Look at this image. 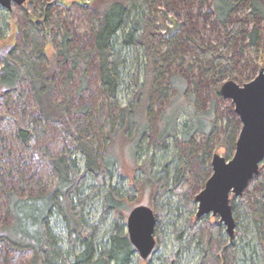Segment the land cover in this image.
Returning <instances> with one entry per match:
<instances>
[{"label": "rangeland", "instance_id": "rangeland-1", "mask_svg": "<svg viewBox=\"0 0 264 264\" xmlns=\"http://www.w3.org/2000/svg\"><path fill=\"white\" fill-rule=\"evenodd\" d=\"M109 1L26 0L22 5L14 3L11 9L0 4V69L6 54L14 47L19 46V49L28 53L33 50L34 46L26 40L24 32L33 25L38 26L44 33L41 43L46 60L42 68L51 67L55 72L54 99L65 103L71 109V118L90 126L92 135L100 136L102 143L106 133L103 125L108 118L117 116L118 109L115 105L111 107L101 87L93 25L101 18V11ZM151 7V21L160 33L152 38L151 50L160 57L163 66L154 86L157 89L153 94L152 114L148 119L145 118L149 130L147 139L142 142V150L138 156L134 157L133 146L124 139L125 133H119L111 143L109 151L107 149L118 162L112 178L103 169L107 184L118 185L123 194L131 185H136V182L140 184L145 181L140 192L136 189L131 192L134 194V201L128 207L127 220L135 206L143 204L152 207L157 217L156 229L159 228L160 233H156L155 229V237L157 244L162 245L159 249L155 247L154 253L147 260L137 251L135 264H162V257L167 258L173 254H177L180 264H202L203 258L209 254L205 257V264H244V258L248 261L246 264H251L253 260H257L254 252L259 246V233L264 235V201L259 186L255 189L247 188L241 196L231 194V204L235 212L237 211V214L234 212L237 221L235 232H242L234 241L238 260L234 256V249L227 251L225 262H219L215 258L222 254L226 246L232 244L219 215L209 213L202 216L201 222L199 221V225L203 226L202 237L191 241V235L195 232L192 225L197 222L198 217L199 204L196 196L206 184L200 178L202 157L205 153L210 156L205 159L206 174L210 177L214 154L219 153L231 159L235 152L236 145L231 148V152L223 145L228 117L232 115L238 125L234 130L236 141L242 128L233 100L224 98L220 88L229 79L244 85L264 68V18L252 14L251 3L247 0L237 5L236 11L230 15L226 24L215 12V0H155ZM256 29L259 30V37L253 44L251 32ZM66 33L70 34L69 57L75 54L77 56L74 57L78 60L76 68H73L71 60L67 61L66 57L59 56L63 51L61 37ZM225 43H228L225 53L229 62H217L216 57L206 56L204 51L220 57ZM123 55L127 58V64L122 70L124 83L120 89L119 101L125 105L132 96L133 76L137 68L141 69L139 78L140 83L143 82L144 66L148 58L144 48L139 50L137 58L133 48H126ZM222 67L224 73L219 78L216 74ZM183 87L187 89L183 96L185 103L199 112H211L212 129L208 125L210 119L203 123L202 129H193L190 110L175 113L172 111L178 102L175 101L176 96ZM4 89L0 85V172L4 176L5 186L8 190L15 189L14 191L23 195L53 188L58 178L47 163L42 149L46 148L52 154H60L72 144L58 126L39 119V103L28 86L22 87L23 99L14 94H6ZM171 113L177 118L171 131L163 134L162 129L167 122L164 117ZM32 118H36L39 141L32 150H28L16 137V132L19 124L27 126ZM138 127L136 124L128 134L135 135ZM209 130H212L211 134L208 133ZM78 162L83 166L84 160L80 155ZM181 162H188L190 165V173L186 181L184 180L186 188L180 191L182 198L168 190L155 199L152 184H146L147 181L151 182L148 175L166 179L170 189L176 168ZM261 166H264V160ZM262 177L264 178V169ZM244 197L256 212L254 218L244 210L240 201ZM100 203L99 198L91 204L90 219L98 220L101 216ZM8 205V196L0 192V224L7 217ZM217 220L224 226L221 240L216 239L212 232L213 223ZM52 223L59 224V231L64 229L58 219H54ZM185 243L189 245L187 249ZM32 257L31 251L17 252L0 246V264H31ZM257 262L254 264H261L259 259Z\"/></svg>", "mask_w": 264, "mask_h": 264}, {"label": "trees", "instance_id": "trees-1", "mask_svg": "<svg viewBox=\"0 0 264 264\" xmlns=\"http://www.w3.org/2000/svg\"><path fill=\"white\" fill-rule=\"evenodd\" d=\"M154 1L110 0L101 11V18L97 19L93 25L94 44L99 55L98 70L101 87L111 107L115 105L118 109L117 116L108 118L106 124L103 125V130L106 132L104 147L100 136L92 135L90 126L73 120L71 109L65 103L54 99L55 72L51 67L42 68L46 60L41 43L44 33L38 26L33 25L31 29L26 28L24 32L26 40L34 46L31 52H25L16 46L5 56L0 69V85L5 88L4 92L23 99L22 87L28 86L34 92L39 103V119L58 126L72 144L71 147L64 148L60 154H52L48 149H42L47 163L50 164L58 178L57 184L53 188L40 189L38 192L31 191L28 195H23L14 191L15 189L8 190L5 180H3L4 176L0 172V192L9 198L7 217L0 224V246H6L9 250L17 252L31 251L33 253L31 264H135L137 250L127 232L126 213L130 203L134 201L132 190L136 189L140 192L145 181H141L140 184L136 182V185H131L123 194L118 185L107 184L104 170L112 178L118 162L116 157L108 151L119 133H125L124 139L133 146L134 157L138 156L142 150V142L147 139L149 130L146 119L152 114L153 94L157 89L154 86L161 75L163 66L160 57L151 50L152 38L160 34L151 21V3ZM245 1L215 0V12L218 18L226 24L230 15L236 11L237 5ZM247 1L251 3L252 14L255 17L258 15L264 18V0ZM69 35L66 33L61 37L63 51L59 56L66 57L67 61L71 60L73 68H76L78 65L77 58H74L77 57L76 54L69 57ZM258 35V29L251 32L253 44L258 39ZM227 46L228 43H225L220 57L217 54L212 55L210 51L204 52L208 57L210 55L216 57L217 62L220 60L229 62L225 53ZM126 48H133L136 58L139 50L144 48L148 61L144 66L143 82L140 83L139 78L141 69L137 68L133 76L132 96L125 105H122L119 101V94L124 83L122 70L127 64V58L123 55ZM223 73L224 68L222 67L216 76L220 78ZM217 87H219V82ZM186 88L180 89L175 99L178 102L172 111L175 113L181 110H190L194 122L193 129H202L203 123H207L208 119H210L208 121L209 128L212 129L211 112H199L198 109L184 102L183 96L187 92ZM191 97L193 99L192 94ZM172 113L170 116L166 114L164 117L167 122L162 129L163 134L166 131H171L177 118L173 117ZM141 119L142 123L140 124ZM168 120L171 122L168 123ZM35 121L36 118H32L27 126L19 124L16 132V137L28 150H32L39 141ZM136 124L139 127L135 135H129V131ZM237 128V123L230 115L226 123L223 141L228 152H231V148L236 145L234 130ZM208 133L211 134L212 130H209ZM78 155L84 160L83 166L78 162ZM207 157L210 156L206 153L202 157L203 168L200 173L202 183L209 178V174H206L205 170ZM189 166L188 162H181L176 168L173 186L170 189L166 179L153 178L148 175L151 182L147 181L146 184H152L153 197L156 199L163 191L169 190L182 198L180 191L186 188L185 181L190 173ZM263 169L264 166H261L259 174L253 177L248 186V189H255L259 186L262 201H264ZM99 198L101 216L98 220L90 219L89 215L92 211L89 208ZM234 201L235 199L232 200V203ZM240 201L246 213L254 218L256 212L250 206L249 200L244 197L240 198ZM233 210L235 212V208ZM235 213L237 214V211ZM201 218L197 217V222L195 221L196 223L194 222L192 225L195 232L193 231L194 233L191 235V241L202 237L203 226L199 225ZM54 219L62 222L64 226L62 231L58 229L59 224L52 223ZM158 229H156V233L158 231L160 235ZM223 229L224 226L219 220L213 223L212 232L216 239H223ZM237 235L241 236L242 232L238 231L237 234L235 232L232 244L226 246L222 254L215 257L219 262H225L229 249H234V256L237 260L239 259L234 243ZM161 245L158 243L156 247L159 249ZM258 245L254 255L257 260L261 261V264H264V235L261 232ZM184 246L187 249L189 245L185 243ZM205 257L201 261L202 264H205ZM162 258L164 259L162 264L181 263L177 260V254ZM257 260H253L251 264L258 263ZM149 261L150 259L148 263ZM247 262V259L244 258L243 263Z\"/></svg>", "mask_w": 264, "mask_h": 264}, {"label": "water", "instance_id": "water-1", "mask_svg": "<svg viewBox=\"0 0 264 264\" xmlns=\"http://www.w3.org/2000/svg\"><path fill=\"white\" fill-rule=\"evenodd\" d=\"M26 0H0L11 9L13 4L22 5ZM220 93L235 104L242 128L231 159L216 153L212 158L211 176L204 189L196 196L197 216L213 213L219 215L232 239L237 221L231 204V194L241 196L249 182L260 172L264 160V68L250 82L238 84L233 79L225 81ZM1 94V91H0ZM157 217L152 207L137 205L129 213L127 232L139 255L147 260L155 250Z\"/></svg>", "mask_w": 264, "mask_h": 264}, {"label": "flooded vegetation", "instance_id": "flooded-vegetation-1", "mask_svg": "<svg viewBox=\"0 0 264 264\" xmlns=\"http://www.w3.org/2000/svg\"><path fill=\"white\" fill-rule=\"evenodd\" d=\"M233 238H234V237H233ZM233 238H232L231 240H233ZM153 253H154V252H153ZM153 253H152V254H153Z\"/></svg>", "mask_w": 264, "mask_h": 264}]
</instances>
